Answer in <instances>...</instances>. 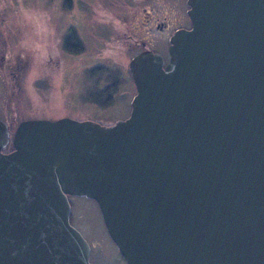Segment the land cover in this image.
Returning <instances> with one entry per match:
<instances>
[{
	"label": "water",
	"instance_id": "water-1",
	"mask_svg": "<svg viewBox=\"0 0 264 264\" xmlns=\"http://www.w3.org/2000/svg\"><path fill=\"white\" fill-rule=\"evenodd\" d=\"M186 4L165 64L130 58L126 118H0V264H91L69 197L125 264H264V0Z\"/></svg>",
	"mask_w": 264,
	"mask_h": 264
},
{
	"label": "rangeland",
	"instance_id": "rangeland-1",
	"mask_svg": "<svg viewBox=\"0 0 264 264\" xmlns=\"http://www.w3.org/2000/svg\"><path fill=\"white\" fill-rule=\"evenodd\" d=\"M178 3L179 0H0V117H16V121L30 116L72 118L82 105L77 100L82 91L78 82L82 64H94L100 58L109 67L121 70L125 61L138 52L133 40L137 37L133 33L138 31L128 27L132 28L131 20L138 19L139 8H151L155 15H163L178 10ZM72 30L89 47L75 62L72 56H60V42ZM147 48L161 55L167 52L166 44ZM8 69H17L19 77L14 79L19 81L2 76ZM128 87L127 81L123 104L131 94ZM13 90L17 97L12 99ZM14 127L10 124V137ZM68 199L69 221L89 244V262L125 264L107 235L95 201L85 197Z\"/></svg>",
	"mask_w": 264,
	"mask_h": 264
},
{
	"label": "flooded vegetation",
	"instance_id": "flooded-vegetation-1",
	"mask_svg": "<svg viewBox=\"0 0 264 264\" xmlns=\"http://www.w3.org/2000/svg\"><path fill=\"white\" fill-rule=\"evenodd\" d=\"M177 7L178 10H176L174 13L169 12L168 14L163 15H155L152 12L151 8H139L138 13L140 12V15L138 14V19L135 18V20H131L129 25H131L132 28L128 27L131 30L135 29L139 32L133 33V35H137L136 38L132 37L135 42V47L138 49L137 53L145 49L150 50L147 48V46H157L162 44H166L167 50L169 45V38L172 33L177 29H187L190 27V20L187 14L188 6L186 4V0H179ZM141 34L142 37L139 38ZM129 37H131V35H129ZM76 39L81 44L79 50L77 51L76 49L72 48L74 51H72V53H69L62 49L60 52V56L62 55V57L65 58L72 56V60H74L75 62L76 60L81 59L80 57L88 52L87 50H89V47L84 42V40H82V37L78 36ZM82 41L84 42V45L81 43ZM61 43L62 42H60V45L62 46ZM136 54H133L128 58L127 61H125L121 70L119 68L116 69L113 67H109L100 58L96 59V62L94 64H82L81 68L78 69V72L80 74V81L78 80V82L80 83V90L82 91L78 92L79 96L77 98L78 102L82 105L79 106L78 111H74L77 112V114L75 113L72 118L77 120H93L101 124H111L116 120L126 118L129 115L130 100L136 93L135 85L133 83V80H131L132 77L129 71L128 63L130 61V58H132ZM162 57L165 64L168 61V52H166V54H162ZM16 71L17 69H8L7 71L3 70L2 76H8L12 78L13 82L19 81L18 79H14L16 77H19V73ZM121 73H125V75H127V78L124 74L122 75H124L125 77L120 75ZM119 76L122 77L120 78ZM94 81H96L95 85L92 83ZM127 81L129 82L128 88L130 89L131 94L126 99L125 105L122 103V100L125 97L124 86L126 85ZM14 97L17 96L15 91L13 90L10 98L13 99ZM5 104L7 106V102ZM31 114L32 113H30V115ZM0 118L8 125L7 128H9V131L11 130L10 124H14L16 127V125L20 121L25 119H47L38 116H30L19 119L17 121L15 120L16 117H11V119L9 120L8 118Z\"/></svg>",
	"mask_w": 264,
	"mask_h": 264
},
{
	"label": "trees",
	"instance_id": "trees-1",
	"mask_svg": "<svg viewBox=\"0 0 264 264\" xmlns=\"http://www.w3.org/2000/svg\"><path fill=\"white\" fill-rule=\"evenodd\" d=\"M78 36H77V33L75 31H71L69 32L67 35L64 36V42H62V46H63V49L69 53H72V51H74L72 48L76 49L77 51L79 50L81 44L80 42L76 39ZM72 39H73V44L72 43ZM10 149H12V146L11 144H9L6 149H4L3 151H9ZM123 259V258H122Z\"/></svg>",
	"mask_w": 264,
	"mask_h": 264
}]
</instances>
